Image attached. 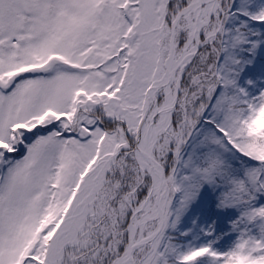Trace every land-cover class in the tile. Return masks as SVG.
Instances as JSON below:
<instances>
[{
  "label": "snow or ice",
  "instance_id": "6c2138e0",
  "mask_svg": "<svg viewBox=\"0 0 264 264\" xmlns=\"http://www.w3.org/2000/svg\"><path fill=\"white\" fill-rule=\"evenodd\" d=\"M0 264H264V0H0Z\"/></svg>",
  "mask_w": 264,
  "mask_h": 264
}]
</instances>
